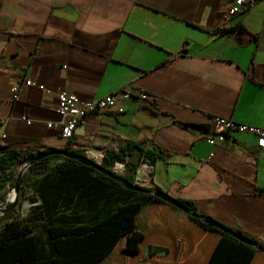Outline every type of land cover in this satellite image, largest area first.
<instances>
[{
    "label": "crops",
    "instance_id": "1",
    "mask_svg": "<svg viewBox=\"0 0 264 264\" xmlns=\"http://www.w3.org/2000/svg\"><path fill=\"white\" fill-rule=\"evenodd\" d=\"M233 2L0 0L4 146L63 148L68 140L60 128L47 127L61 122L56 110L63 90L92 100L121 88L145 91L153 108L131 100L125 112L90 113L74 134L75 147L91 158L130 140L165 150L152 174L143 169L146 177L172 197L195 202L200 214L264 245V146L247 132H229L219 146L205 139L216 115L264 127V0L227 20ZM234 25L258 37L214 32ZM16 85L20 91L14 95ZM23 114L33 120L30 125ZM141 158L136 150L127 161ZM125 168L118 171L123 176ZM126 211L94 226H54L55 241L69 237V251L59 250L71 258L68 264H143L148 244L170 248L168 256L150 257L149 264H208L219 236L162 205L135 208L139 235L118 239L110 250H92L91 243L108 245L118 228L131 224L123 221ZM251 264H264V254Z\"/></svg>",
    "mask_w": 264,
    "mask_h": 264
},
{
    "label": "trees",
    "instance_id": "2",
    "mask_svg": "<svg viewBox=\"0 0 264 264\" xmlns=\"http://www.w3.org/2000/svg\"><path fill=\"white\" fill-rule=\"evenodd\" d=\"M214 32L221 35L239 32L249 34V38L252 37V39L258 37L257 34L243 25L217 27ZM184 125L189 126L186 123ZM75 143L73 135L60 149L44 147L43 145L29 146L24 149H11L4 146L0 155V203L3 201L1 191L11 179L10 175L6 174L8 169L20 165L25 158L53 149L68 151L86 158V154L81 149L76 148ZM142 143L130 140L119 148L111 144L105 149L104 159L102 154L95 156V158L97 161L103 159V165L108 167L115 165L117 161H122L125 163L128 172L134 170L132 174H125L122 178L133 182L136 176L135 168L140 163L132 164L127 160L136 150L142 156L141 162L149 161L152 164L158 159L165 158L168 154L159 147H143ZM53 159H56V162L51 166L50 163ZM29 170L37 175L35 194L40 197V202L27 216H22L19 210L13 208L0 218V264H68L71 258L67 255H61L59 250L64 248L66 253L69 251V237L55 241L52 232L54 226L68 229L77 227L82 223L94 226L109 220L116 211L126 209V213L122 212V218L123 221H131V224H124L118 228L112 243L108 245L97 242L91 243L92 250L104 251L106 247L110 250L111 247H116L118 239L121 240L131 234H140L141 229L135 208L157 205L168 206V208L180 212L202 231L215 233L219 236L208 264H251L257 253L262 252L264 254V245L257 238L248 236L247 233L229 226L231 230L253 241L254 244H260L261 249L215 227L200 216H193L191 213L185 212L184 209L153 196V194L128 189L117 179L83 163L79 159H74V157L53 154L34 162L29 166ZM24 180V175H22L21 183ZM14 186L15 184H13ZM154 190H160V187L157 186ZM177 199L189 211L199 210L195 202L184 200V198ZM102 202H105L106 205L112 204V206L106 207L105 215L99 214L100 211L97 210L98 207L104 205L101 204ZM93 211H95L93 217L88 218L86 213ZM38 226L42 227L44 235L35 232ZM69 231L67 230V232ZM169 254L170 248L167 245L148 244L140 257V261L143 264H149L150 257L168 256Z\"/></svg>",
    "mask_w": 264,
    "mask_h": 264
},
{
    "label": "built area",
    "instance_id": "3",
    "mask_svg": "<svg viewBox=\"0 0 264 264\" xmlns=\"http://www.w3.org/2000/svg\"><path fill=\"white\" fill-rule=\"evenodd\" d=\"M258 0H234L231 4L227 14L226 19H230L235 15L240 14L243 10L254 4ZM25 84L28 86H36L37 83L31 80L25 79ZM40 88H43V84L38 85ZM13 94L16 95L20 89L16 85L12 88ZM58 105L56 112L61 117V122L54 123L49 122L47 127H56L60 128V133L62 138L69 140L75 134V129L80 125V123L85 119L88 114H93L95 112H125V104L128 101L135 100L140 107L143 108H153L154 104L149 98V94L145 91H138L136 93L131 92L127 89L121 88L117 91H114L110 94H106L97 99H82L75 92H70L63 90L59 92ZM21 120L25 121L28 125L32 123L33 120L28 118L26 115H21ZM247 132L254 135L258 140V145L264 146V127L251 125L250 123L237 122L233 118L220 117L218 115L212 117L211 125L206 131V141L213 146H219L222 144L229 132ZM6 133L2 132L0 135V155L4 147L3 141H5ZM214 152L210 153L212 157ZM146 169L147 175L152 174L154 171V166L149 161H144L139 164V167L136 169L141 170L142 176L146 177L143 174V169Z\"/></svg>",
    "mask_w": 264,
    "mask_h": 264
},
{
    "label": "water",
    "instance_id": "4",
    "mask_svg": "<svg viewBox=\"0 0 264 264\" xmlns=\"http://www.w3.org/2000/svg\"><path fill=\"white\" fill-rule=\"evenodd\" d=\"M80 125L78 127H76L75 129V134L78 132ZM91 151L94 154H98L99 150L98 149H91ZM53 154H64L67 156H71L74 157V159H79L80 161H82L85 164H88L96 169H99L100 171L104 172L106 175L113 177L115 179H117L118 181L121 182V184L123 186H125L128 189L131 190H137V192L140 193H147V194H153V196L159 197L163 200L168 201V203L173 204L177 207H180L182 209H184L185 212H189L191 213L193 216L196 217H202L204 218L207 222L215 225V227L225 231V232H229L231 233V235H233L236 238L242 239V240H246L247 242H250L251 244H254L253 241L247 239L246 237L238 234L237 232L231 230V228H229L228 225H225L221 222H217L215 221V219H213L212 217L208 216V215H203L200 214V212L198 211H189L188 208H186L177 198L172 197L171 195H169L167 191L163 190L162 188H160V190H154V188H156L157 186L154 184L153 180L151 177H143L141 170H137L136 172V176L134 177V181L133 182H129L127 180H125L124 178H122V174L118 171H115L114 169H108L106 168V166H104L103 164H101V162H98L97 160H95L94 158H91L90 156L86 155V158H82L79 157L78 155H75L74 153L68 152V151H64V150H58V149H53L50 150L48 152H39L37 154H34L28 158L23 159V161L21 162V170L19 171L18 175H17V179H16V183L14 186L13 191L15 192L14 195V203L13 205L7 206V207H3L4 203H0V208L2 209L3 213H5L6 210H11L13 209V206L17 204L18 201V190L20 189V179H21V175L24 172L25 169H27L31 164H33L34 162L40 160V159H44L47 158L50 155ZM104 158V154L102 156ZM115 165L120 166L121 168L126 167L125 163H122V161H117L115 163ZM258 249H261L262 246L260 244H254Z\"/></svg>",
    "mask_w": 264,
    "mask_h": 264
},
{
    "label": "rangeland",
    "instance_id": "5",
    "mask_svg": "<svg viewBox=\"0 0 264 264\" xmlns=\"http://www.w3.org/2000/svg\"><path fill=\"white\" fill-rule=\"evenodd\" d=\"M103 159H101V161H98V162H101V164H103ZM95 160H96V158H95ZM55 162H56V159H53L51 161L50 165L52 166ZM142 162H144V161H142ZM21 167H22V165L20 164L18 166L12 167L11 169H8L6 171V174L10 175L11 179L8 182V185L5 188H3V190L1 191L2 196H3V201L1 203H6V202L14 203L15 192L13 191V189H14L13 184L16 183L17 175H18L19 171L21 170ZM106 167L108 169H114L115 171H119V169H120V166H117V165H113L110 167L106 166ZM138 167H139V165H138ZM137 168H135V169H137ZM127 170L128 169L126 167L125 171H124L125 174H130V173L132 174L134 172V170H132L130 172H128ZM22 175H24L25 180L22 183L20 181V189L18 190V201H17V204L13 206V208L15 210H19L21 212L22 216H27L34 209V206H36L40 202V197L35 194V189L37 187V185H36L37 175L30 172L29 167L24 170ZM22 175H21V177H22ZM101 204H104V205H102L101 207H98L97 210L100 211L99 214L105 215L106 207L112 206V204L110 203L111 205L110 204L106 205L105 202H102ZM7 211H10V210L9 209L6 210L5 213ZM2 213L0 215V218L5 214V213L4 214H2ZM94 213H95V211H93L91 213L87 212L86 214H87L88 218H91V217H93ZM42 231H43L42 227H40V226H38L35 230L36 233H40V235L41 234L44 235L42 233Z\"/></svg>",
    "mask_w": 264,
    "mask_h": 264
},
{
    "label": "bare ground",
    "instance_id": "6",
    "mask_svg": "<svg viewBox=\"0 0 264 264\" xmlns=\"http://www.w3.org/2000/svg\"><path fill=\"white\" fill-rule=\"evenodd\" d=\"M9 200V199H8ZM13 203H11V202H6V203H4L3 204V207H7V206H10V205H12ZM3 211H2V209L0 208V215H1V213H2Z\"/></svg>",
    "mask_w": 264,
    "mask_h": 264
}]
</instances>
